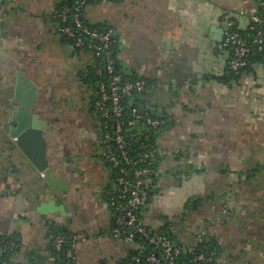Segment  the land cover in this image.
Returning <instances> with one entry per match:
<instances>
[{
  "label": "crops",
  "instance_id": "obj_1",
  "mask_svg": "<svg viewBox=\"0 0 264 264\" xmlns=\"http://www.w3.org/2000/svg\"><path fill=\"white\" fill-rule=\"evenodd\" d=\"M61 1L0 0V248L18 240L7 255L16 264H58L51 227L81 236V264L132 251L110 233V172L89 107L93 58L59 35ZM258 12L259 0H119L85 11L90 25L116 30L122 71L148 81L142 99L162 119L160 178L145 223L186 243L209 234L222 249L216 264H264V64L230 78L229 53L219 49L229 21L245 32ZM17 70L40 87L50 160L69 184L54 199L69 217L39 213L17 177L27 166L8 133Z\"/></svg>",
  "mask_w": 264,
  "mask_h": 264
},
{
  "label": "built area",
  "instance_id": "obj_2",
  "mask_svg": "<svg viewBox=\"0 0 264 264\" xmlns=\"http://www.w3.org/2000/svg\"><path fill=\"white\" fill-rule=\"evenodd\" d=\"M70 0L54 13L59 20V33L75 40L74 47L90 54L95 74L101 77L97 92L91 93L89 107L101 127V144L98 156L107 164L110 186L106 192L108 206L113 214L114 226L111 235L130 243L132 251L125 260L108 261L106 264H212L217 262L216 250H209L211 236L199 231L192 243L171 238L169 235L148 227L144 212L149 204V192L154 178L160 176L157 165L162 157L158 150H149L140 156L131 154V141L141 131L159 130L162 120L151 104L131 110L123 101L133 93L145 92L144 80L125 81L117 71V60L113 45L117 32L113 28L100 31L90 28L83 19V9L91 0H79L70 6ZM117 0H104L116 2ZM259 12L251 17L248 31L250 38L237 28L235 21L226 25L221 51L229 53L227 75L248 73L251 56L256 50L262 54L264 64V0L259 1ZM137 130V133H134ZM57 197V196H55ZM139 239V241H138ZM81 236H66L49 231V241L56 252L63 254L64 264H81L76 246ZM19 246L7 243L0 248V264H16L7 257Z\"/></svg>",
  "mask_w": 264,
  "mask_h": 264
},
{
  "label": "water",
  "instance_id": "obj_3",
  "mask_svg": "<svg viewBox=\"0 0 264 264\" xmlns=\"http://www.w3.org/2000/svg\"><path fill=\"white\" fill-rule=\"evenodd\" d=\"M39 85L17 70L14 75V102L16 106L11 113L9 136L16 141L18 149L24 154L27 166L18 170L24 189L33 194L34 202L40 201L37 209L43 215L60 213L69 217L65 205H58L54 195L69 192V184L57 176L49 156V141L46 136L49 122L38 112ZM144 113V108H140Z\"/></svg>",
  "mask_w": 264,
  "mask_h": 264
},
{
  "label": "trees",
  "instance_id": "obj_4",
  "mask_svg": "<svg viewBox=\"0 0 264 264\" xmlns=\"http://www.w3.org/2000/svg\"><path fill=\"white\" fill-rule=\"evenodd\" d=\"M78 1L79 0H70L68 4L70 6H73V5H76L78 3ZM117 1H119V0H117ZM102 3H104V0H91V1H89L87 3V5L83 9V13H84L83 19L85 20V24H87L92 29H97V30H100V31H104V30H107L108 28H112V27L106 26V25L105 26L104 25H97V26L90 25L85 19V17H86L85 11H86V8L89 5L102 4ZM64 5H65V3L61 2L56 10H60ZM259 10H261V9H259ZM54 20L58 24V31H59V20L56 19V18H54ZM238 30H239V28H238ZM240 32H242V31H240ZM242 33L245 36H247L248 38H250V36H251V32H249L248 30L245 31V32H242ZM59 35L64 39V41L70 43L73 46L75 45V40L74 39L62 36L60 33H59ZM77 50L78 51H82L81 49H77ZM113 50H114V54H115V57H116V60H117V71L123 76L124 80L125 81L142 80L140 78H133L131 76L129 77L122 71V69H121V67L119 65V60H118L119 59V55H118L119 54L118 53L119 52V39H118V36H117V40L115 41V43L113 45ZM261 62H262V54L258 53L256 50H254L253 54L251 56V66H250L249 72L252 70L253 65L255 63H261ZM242 74L243 73H241L239 75H236V76L233 75V76H230V78H236L237 79ZM88 79H89L90 91H91V93L95 94L97 92L98 85H99V83H100V81L102 79H101V77H98L95 74L94 67L92 68L91 74L89 75ZM148 86H149V83L147 81V87L146 88H148ZM143 94H144V92H142V93H138V92L133 93L131 96H129L128 98H126L123 101V105L128 108L127 110H131L133 107L140 108L141 106L146 105L145 101L142 99V95ZM161 128H163V123L161 124L159 130H157V131H154V130H148V131L145 130V131H143L142 130L141 134H139L140 136H136L135 139H133L131 141V152H132L131 155L133 157H137V156H140L141 154H143V153H145V152H147L149 150H158L159 146H158V143H157V138H158L159 133L161 132ZM134 133H137V130H134ZM161 162H162V157L159 158V163L157 165L158 169H159V165H160ZM159 178H160V176L154 178V184H153V186L151 188V191L149 192V204H150L151 200L153 199L154 194L156 193V186H157V182H158ZM51 232H53V233H61V234H64L66 236H71L72 235V233H70L69 231L65 230L64 228L51 227L50 233ZM159 232H163V233L169 235L171 238H174L167 231V228L159 230ZM211 239H212V241H211V244H209V250H214L215 249L216 252H217L216 258L219 260V257L221 255V250H222L221 246L217 243V241L213 237H211ZM9 241H10V243H15V244L19 245V242L16 239H11ZM138 241H139V239H138ZM57 256H58V260H57L58 264H64L63 254H60V253L57 252ZM216 263L217 262L215 261L212 264H216Z\"/></svg>",
  "mask_w": 264,
  "mask_h": 264
},
{
  "label": "flooded vegetation",
  "instance_id": "obj_5",
  "mask_svg": "<svg viewBox=\"0 0 264 264\" xmlns=\"http://www.w3.org/2000/svg\"><path fill=\"white\" fill-rule=\"evenodd\" d=\"M48 129H49V126H48Z\"/></svg>",
  "mask_w": 264,
  "mask_h": 264
}]
</instances>
